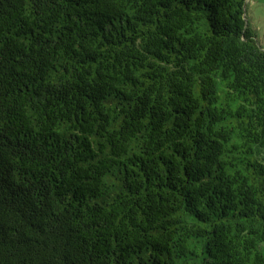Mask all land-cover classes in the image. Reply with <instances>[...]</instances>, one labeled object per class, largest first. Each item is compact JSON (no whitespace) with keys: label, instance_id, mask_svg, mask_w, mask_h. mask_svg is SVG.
<instances>
[{"label":"trees","instance_id":"trees-1","mask_svg":"<svg viewBox=\"0 0 264 264\" xmlns=\"http://www.w3.org/2000/svg\"><path fill=\"white\" fill-rule=\"evenodd\" d=\"M0 264H264L248 0H0Z\"/></svg>","mask_w":264,"mask_h":264},{"label":"rangeland","instance_id":"rangeland-1","mask_svg":"<svg viewBox=\"0 0 264 264\" xmlns=\"http://www.w3.org/2000/svg\"><path fill=\"white\" fill-rule=\"evenodd\" d=\"M248 13L252 26L256 29L257 37L264 48V0H248Z\"/></svg>","mask_w":264,"mask_h":264},{"label":"snow or ice","instance_id":"snow-or-ice-1","mask_svg":"<svg viewBox=\"0 0 264 264\" xmlns=\"http://www.w3.org/2000/svg\"><path fill=\"white\" fill-rule=\"evenodd\" d=\"M252 2V0H249V3H251Z\"/></svg>","mask_w":264,"mask_h":264}]
</instances>
